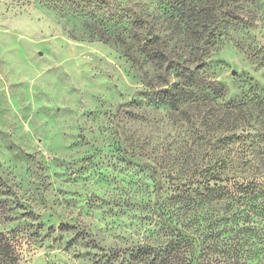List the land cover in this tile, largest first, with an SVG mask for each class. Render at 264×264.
I'll use <instances>...</instances> for the list:
<instances>
[{"label":"rangeland","instance_id":"1","mask_svg":"<svg viewBox=\"0 0 264 264\" xmlns=\"http://www.w3.org/2000/svg\"><path fill=\"white\" fill-rule=\"evenodd\" d=\"M233 2L224 7L242 6L243 29L227 26L202 66L186 64L221 82L190 81L188 121L146 96L150 67L97 36L101 17L142 13L172 43L185 17L171 0H0V231L15 264H118L155 239L153 162L166 179L193 159L224 160L218 185L255 179L253 220H263L264 0Z\"/></svg>","mask_w":264,"mask_h":264},{"label":"trees","instance_id":"2","mask_svg":"<svg viewBox=\"0 0 264 264\" xmlns=\"http://www.w3.org/2000/svg\"><path fill=\"white\" fill-rule=\"evenodd\" d=\"M171 1V6L181 9L185 17L183 31L174 33L177 37L172 36V43L159 29L148 28L149 17L142 13H136L126 23L120 20L110 24L101 17L102 29L97 36L118 47L132 64L150 67L156 81L146 96L177 107L181 117L189 121L193 102L188 100L190 81L213 90H218L221 82L188 73L187 62L192 58L195 69L202 66L211 44L229 32L225 28L229 26L237 33L247 20L240 13L242 6L224 7L227 0H195L187 7V0ZM169 23L176 22L170 19ZM176 27L181 25L177 23L173 28ZM187 40L191 43L186 44ZM199 40H205L208 46L200 47ZM179 41L186 43L177 44ZM153 164V213L158 229L154 231L155 239L138 243L118 264H264V218L253 220L254 200L262 195V185L234 173L227 175L232 186L221 187L218 184L224 181L222 168L226 163L219 159L187 161L183 174L170 173L166 179L157 162ZM185 171L191 174L184 175ZM220 192H224V198ZM219 202L221 206L215 208ZM260 212L264 216V203ZM241 213L246 223L237 228ZM15 260L12 244L0 231V264H15Z\"/></svg>","mask_w":264,"mask_h":264}]
</instances>
